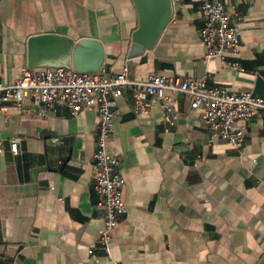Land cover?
Masks as SVG:
<instances>
[{
  "label": "crops",
  "instance_id": "obj_1",
  "mask_svg": "<svg viewBox=\"0 0 264 264\" xmlns=\"http://www.w3.org/2000/svg\"><path fill=\"white\" fill-rule=\"evenodd\" d=\"M205 0H173V14L152 49L128 57L137 27L132 0H0V81L26 65V39L59 33L102 43L103 66L128 78L152 73L200 78L230 92L264 84V0L221 2L237 18L235 52L205 61L200 40ZM237 64V68L227 65ZM175 123L167 131L159 102L134 114L132 94L116 98L119 114L107 150L120 162L126 213L113 230L109 258L97 239L103 214L91 164L98 115L49 117L26 99L0 113V264H258L264 256V111L234 127L236 148L211 138L184 93H168ZM264 97V93L259 94ZM20 137L13 154L9 138ZM58 138L52 143L51 138Z\"/></svg>",
  "mask_w": 264,
  "mask_h": 264
},
{
  "label": "built area",
  "instance_id": "obj_2",
  "mask_svg": "<svg viewBox=\"0 0 264 264\" xmlns=\"http://www.w3.org/2000/svg\"><path fill=\"white\" fill-rule=\"evenodd\" d=\"M203 26L199 36L204 49L203 58L222 57L227 51L235 52L240 41L237 18L221 2L203 1L200 6ZM232 68L236 63L227 62ZM128 66L120 72L108 74L101 65L97 72H76L65 67L20 66L11 81H0V113L9 107H22L26 99L35 102L37 114L49 117L63 107L73 116L84 110H95L98 125L95 150L91 164L94 192L101 198L97 208L103 214V226L99 230L97 243L105 258L110 257L113 230L126 213L122 198L125 185L119 159L108 152L107 143L113 130V118L119 114L116 98L125 89L132 94L131 111L146 113L153 100L159 102L161 122L167 132L175 123L170 93H184L190 98V107L203 110L200 115L202 126L211 138H220L236 148L244 142L245 133L235 128L237 120L249 121L264 111V97L251 91L230 92L221 86H208L206 78L166 77L152 73L145 79L128 78ZM20 137L9 138L13 154L19 152ZM58 138L52 137V143ZM1 150V141H0Z\"/></svg>",
  "mask_w": 264,
  "mask_h": 264
},
{
  "label": "water",
  "instance_id": "obj_3",
  "mask_svg": "<svg viewBox=\"0 0 264 264\" xmlns=\"http://www.w3.org/2000/svg\"><path fill=\"white\" fill-rule=\"evenodd\" d=\"M137 12V27L131 34L127 56L135 57L152 49L173 14V0H132ZM102 43L96 38H74L59 33L30 35L26 39L27 67H65L76 72L95 73L103 64ZM253 94L264 93L260 78ZM258 264H264V256Z\"/></svg>",
  "mask_w": 264,
  "mask_h": 264
}]
</instances>
